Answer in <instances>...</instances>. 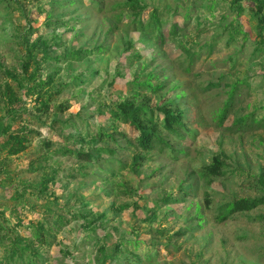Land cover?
<instances>
[{"label":"rangeland","instance_id":"rangeland-1","mask_svg":"<svg viewBox=\"0 0 264 264\" xmlns=\"http://www.w3.org/2000/svg\"><path fill=\"white\" fill-rule=\"evenodd\" d=\"M125 2L0 0V142L5 128H24L30 139L18 156L0 147V264H264V207L218 219L223 205L260 195L264 131L227 132L232 116L220 126L216 113L228 88L207 90L223 77V86L249 80L238 112L264 115V57L254 55L259 38L252 3L245 0L239 15L230 0H141L149 7L143 21L157 8L164 21L182 26L187 9L193 11L182 36L165 35L161 42L134 23ZM231 24L239 25L247 41L242 35L228 44ZM25 37L48 46L50 59L39 60L37 73L43 80L52 76V89H60L50 98L48 114L38 112L21 87L35 71L34 65L25 71ZM210 42L211 52L204 47ZM181 45L197 54L193 64ZM137 72L168 80L160 95L170 91L178 101L191 137L180 141L162 129L174 151L152 153L130 147L122 135H116L119 145L70 137L109 127L107 109L131 98L129 82ZM6 86L23 100L25 117L8 115ZM119 126L134 142L135 132ZM105 146L115 155H98ZM65 148L76 153L65 155ZM82 152L95 154L93 162L77 159ZM139 153L145 159L135 172L131 162ZM216 156L226 164L225 175L208 185L197 173ZM44 178L51 192L41 193ZM41 227L47 244L35 238ZM14 239L32 245L39 256L28 250L13 257Z\"/></svg>","mask_w":264,"mask_h":264},{"label":"trees","instance_id":"trees-1","mask_svg":"<svg viewBox=\"0 0 264 264\" xmlns=\"http://www.w3.org/2000/svg\"><path fill=\"white\" fill-rule=\"evenodd\" d=\"M230 1L231 6L236 7L239 15L245 12V9L243 8V2L245 0ZM249 1L252 3L253 19L255 18L257 21V37L259 38V41L253 42V44L256 45L254 55L264 57V0ZM124 6L128 7L133 12L134 23L139 24L140 28L144 29L149 34L155 35L156 39L161 42H164L165 35H169L172 39L182 36L180 34L187 29V25L192 18L191 14L193 12L192 9H187L186 14L182 16V26H180L179 23L173 19L171 21H164L163 17L165 13H160L157 8H152L147 21H143L141 16L149 7L147 8V6L142 5L141 0H126ZM170 13L175 18L179 15L177 11L169 12L168 14ZM238 26L239 25L234 26L231 24L227 33L229 34L228 44L234 43L236 38L242 35H244L245 41H247L248 38L246 37L245 32ZM226 29H228V27ZM166 30L167 33H165ZM22 39L23 38H21V40ZM22 41L25 50H27V60L24 65L26 68L25 71L27 72L31 65H34L35 71L24 78L28 84L26 86L22 85L21 87H23L28 96L35 99V103L38 105L37 107H39L37 109L38 112L48 114L50 111L49 102L51 96L60 92V89H52L54 86L52 76H48L43 80L37 73V70L39 69V60L42 59L48 61L50 59L47 56L48 46L46 42L40 39L31 42L30 39L28 40L25 37ZM131 46L132 44H129V47ZM204 47L208 48L211 52L214 48V43H206ZM180 48L187 55L186 61L193 64L195 59L198 58L197 54L190 49H186L183 45H181ZM73 57L78 58L79 56L74 55ZM134 57L136 58V56ZM6 73L11 75L9 72ZM145 75V72H137L132 81L129 82V87L132 89L131 98L116 102L107 109L111 120L109 127L107 126L104 128L100 126L97 133L94 135L92 133H87L86 136L75 137V135L69 134L70 137H74L81 143H86L90 138L91 141L95 143L104 142L107 145H109V143L119 145V140L116 138V135H122L130 147H134L137 151H141L142 153H152L156 150L164 152L165 149L174 151L172 143L162 134V129L169 135L173 136L174 139L180 141L186 139L187 136L191 137L194 132H192V130L184 123V112L178 101L169 97L170 91L160 95V93L165 90L168 80L162 82L155 72ZM11 77L14 79L16 78L14 75H11ZM224 80L225 78L223 77L207 84L208 91L219 89L221 87L228 88V91L226 92L227 99L224 101L220 110L216 113L218 125L223 126L229 117L232 116V120L228 122L230 124H228V127L226 128L229 133L239 134L252 133L259 130L264 131V115H259L255 111L245 115L238 112L243 103L242 96H244L245 89L249 88V80H238L231 86H223L222 83ZM155 81L157 84L154 83ZM147 92H151L154 96L158 97V99H155L152 102L151 97L147 96ZM2 97L6 99L8 115H12L14 119L22 116L25 117V113L29 112L26 107H23V100L17 98L16 92L11 86L5 87ZM61 107H58V110L64 111V109H67V107L64 109ZM262 110L264 111V108ZM119 125L127 126L135 132L134 134H136V138L134 142L129 140L125 134H120ZM3 131L5 134L3 136L6 138L0 142L1 149L7 151L10 156H18L22 154L30 142L29 137L26 136L25 129L22 128V130L14 133L9 132L8 128H5ZM70 131L73 133L72 130ZM64 151L65 155H74L76 153L74 149L70 148H65ZM178 152L183 153L184 151L178 150ZM97 153L98 155L107 154L113 156L116 151L110 146H105L98 149ZM76 157L85 163H89L93 162L95 154L92 152H82L77 153ZM144 159L145 157L143 154H135L131 162V170L135 172L138 171L141 167V161ZM211 161V164L203 167L197 173L198 178L204 180L208 185L213 183L215 179L224 176L226 170V164L221 157L216 156ZM41 185V193L51 192L50 180L44 178ZM258 186L260 187L259 196L235 199L234 201L223 205L220 208V214L218 216L219 221L223 222L235 214L248 213L264 207V175L259 177ZM73 216H75V214ZM62 220L63 218L59 217L57 221H59L61 226L66 225L67 222ZM84 220H86V218ZM35 238L41 239L44 244L48 243L43 227L36 230ZM18 241L19 240L17 239H14L13 241L14 248L11 250L13 257L17 255L23 257L28 250L32 251L34 256H39L37 251L32 250V245H21L20 241ZM104 258L107 260L108 258H111V256L105 254Z\"/></svg>","mask_w":264,"mask_h":264}]
</instances>
